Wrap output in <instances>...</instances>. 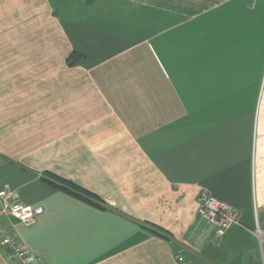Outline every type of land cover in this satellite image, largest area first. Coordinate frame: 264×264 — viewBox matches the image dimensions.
<instances>
[{
  "label": "crops",
  "instance_id": "0c3cea01",
  "mask_svg": "<svg viewBox=\"0 0 264 264\" xmlns=\"http://www.w3.org/2000/svg\"><path fill=\"white\" fill-rule=\"evenodd\" d=\"M0 189L49 264H264V0H0ZM201 190L242 226L199 240Z\"/></svg>",
  "mask_w": 264,
  "mask_h": 264
},
{
  "label": "built area",
  "instance_id": "2783aa9c",
  "mask_svg": "<svg viewBox=\"0 0 264 264\" xmlns=\"http://www.w3.org/2000/svg\"><path fill=\"white\" fill-rule=\"evenodd\" d=\"M196 227L199 226L198 239L213 241L224 235L231 227L242 226L240 212L226 201L201 190L197 196ZM264 212V203L254 205V227L251 230L258 240L260 248L264 245V226L259 212ZM40 209H33L22 203L16 190L0 189V247L10 264H49L39 253L29 250L18 239L13 228L5 224L2 216L16 218L25 226L35 222ZM179 264H190L183 255H176Z\"/></svg>",
  "mask_w": 264,
  "mask_h": 264
},
{
  "label": "trees",
  "instance_id": "16d2710c",
  "mask_svg": "<svg viewBox=\"0 0 264 264\" xmlns=\"http://www.w3.org/2000/svg\"><path fill=\"white\" fill-rule=\"evenodd\" d=\"M73 54H77V53L73 52L72 55ZM46 174H47V176H49L53 180V182L55 183L56 186L63 188L69 192L76 193V195H78V196L93 199L95 201H92V203L98 204L97 201H99L100 199L96 195L87 191L86 189L80 187L79 185H77V184H75L69 180L63 179L59 176L49 174V173H46ZM156 231L158 233L164 234V232L161 229L156 228Z\"/></svg>",
  "mask_w": 264,
  "mask_h": 264
}]
</instances>
